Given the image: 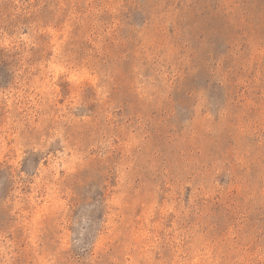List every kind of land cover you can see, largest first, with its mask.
Segmentation results:
<instances>
[{"label":"rangeland","instance_id":"obj_1","mask_svg":"<svg viewBox=\"0 0 264 264\" xmlns=\"http://www.w3.org/2000/svg\"><path fill=\"white\" fill-rule=\"evenodd\" d=\"M0 264H264V0H0Z\"/></svg>","mask_w":264,"mask_h":264}]
</instances>
